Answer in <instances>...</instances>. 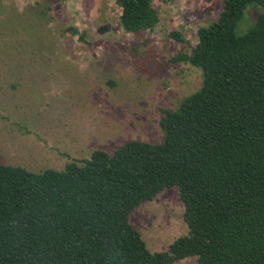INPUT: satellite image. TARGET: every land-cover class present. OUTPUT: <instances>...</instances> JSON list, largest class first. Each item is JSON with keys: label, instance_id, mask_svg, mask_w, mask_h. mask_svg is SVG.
Listing matches in <instances>:
<instances>
[{"label": "trees", "instance_id": "obj_1", "mask_svg": "<svg viewBox=\"0 0 264 264\" xmlns=\"http://www.w3.org/2000/svg\"><path fill=\"white\" fill-rule=\"evenodd\" d=\"M43 1L51 9L60 0ZM115 1L126 32L144 35L161 21L154 0ZM249 5L264 0H223L191 50L173 57L200 68L202 83L161 109V140L96 149L63 169L0 164V264H264V10L239 34ZM25 18L5 10L0 24L13 27L4 33L29 35ZM173 186L187 232L152 251L130 216Z\"/></svg>", "mask_w": 264, "mask_h": 264}, {"label": "rangeland", "instance_id": "obj_2", "mask_svg": "<svg viewBox=\"0 0 264 264\" xmlns=\"http://www.w3.org/2000/svg\"><path fill=\"white\" fill-rule=\"evenodd\" d=\"M154 2L160 23L134 35L120 26L115 0H60L51 9L50 1L0 0V16L11 9L30 25L29 35L12 38L4 29L13 26L0 24V41H8L0 42V164L63 169L96 149L111 153L133 139L161 140V109L176 108L202 83L200 68L172 59L191 50L223 0ZM262 10L249 5L237 33L247 32ZM70 27L85 39L71 36ZM174 30L188 42L173 38ZM183 212L173 186L139 205L130 220L152 251H162L187 232ZM173 264L199 263L189 257Z\"/></svg>", "mask_w": 264, "mask_h": 264}]
</instances>
